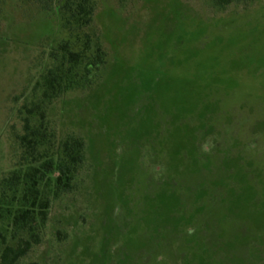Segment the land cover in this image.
Returning a JSON list of instances; mask_svg holds the SVG:
<instances>
[{"label": "rangeland", "instance_id": "1", "mask_svg": "<svg viewBox=\"0 0 264 264\" xmlns=\"http://www.w3.org/2000/svg\"><path fill=\"white\" fill-rule=\"evenodd\" d=\"M91 3L73 31L58 1L0 0V254L23 107L68 43L84 80L46 101L43 129L54 150L82 138L86 161L18 264H264V0Z\"/></svg>", "mask_w": 264, "mask_h": 264}, {"label": "trees", "instance_id": "2", "mask_svg": "<svg viewBox=\"0 0 264 264\" xmlns=\"http://www.w3.org/2000/svg\"><path fill=\"white\" fill-rule=\"evenodd\" d=\"M35 1L47 6L58 1L56 8L62 14L64 26L73 31H80L92 23L94 7L91 0ZM221 1L224 5H228L234 1L245 2L247 0ZM98 52H101L100 48ZM100 58L98 55L95 64L91 65L95 67L101 64ZM50 59L53 66L42 75L36 84L31 106L24 105L23 107L26 112L24 133L18 137V140L23 149L22 160L25 163V170L22 174L15 173L11 178L3 180V186H13L15 189L16 210L12 218V227L13 237L17 239V242L15 245L5 244L0 254V264H18L34 245L40 243L39 226L48 219L51 195L58 198L62 194L73 192L86 161V147L82 138H69L54 150L50 149L43 129L46 101L58 98L74 85L83 82V76L76 73V66L78 67L81 63L82 54L73 52L69 44L64 43L50 53ZM84 72L90 73L89 65L84 68ZM39 88L42 91L40 95L38 94ZM171 195H174V199H179V195L174 193ZM5 211H8V208L0 206V222L6 217ZM19 234L20 238H18ZM0 237L5 239L1 234Z\"/></svg>", "mask_w": 264, "mask_h": 264}]
</instances>
